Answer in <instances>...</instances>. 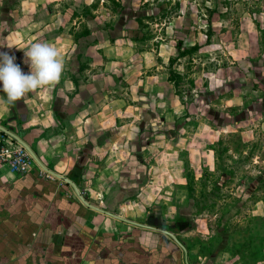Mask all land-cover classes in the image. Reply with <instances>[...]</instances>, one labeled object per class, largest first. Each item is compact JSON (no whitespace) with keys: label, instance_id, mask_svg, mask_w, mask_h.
<instances>
[{"label":"crops","instance_id":"1","mask_svg":"<svg viewBox=\"0 0 264 264\" xmlns=\"http://www.w3.org/2000/svg\"><path fill=\"white\" fill-rule=\"evenodd\" d=\"M88 3L0 0V51L15 55L26 73L24 52L33 43L48 42L64 58L55 86L29 93L11 106L0 104V124L19 135L47 167L74 178L79 190L92 181L103 186L98 164L89 163V157L105 154L104 145L109 147L104 163L114 165L120 124L133 139L146 136L149 123H158L164 129L159 136H168L167 124L179 121L184 111L185 90L180 89L185 85L193 93L191 112L200 115L202 105L199 124H209L204 130L209 144L214 119L227 121L230 115L224 111L246 113L249 97L257 96L264 115V5L258 12L244 7L232 22L207 19L209 33L195 21L193 5L190 20L184 19L180 5L173 21H147L150 27L163 26L166 35L147 33L153 44L136 49L143 32L129 19L121 20L113 3ZM100 5L111 7L108 20L96 14ZM126 9L131 7L122 11ZM228 9L216 6L212 14L220 18ZM169 33L173 39H167ZM171 58L176 59L170 64ZM199 78L203 82L198 87ZM215 93L222 94L219 103L211 99ZM259 123L264 133V118ZM210 152L192 154L193 166L200 167V155L209 158ZM97 196V191L91 193L90 203L101 207ZM167 239L86 207L70 185L43 177L36 168L22 176L0 169V264H184L181 250L171 255L173 248L163 243Z\"/></svg>","mask_w":264,"mask_h":264},{"label":"rangeland","instance_id":"2","mask_svg":"<svg viewBox=\"0 0 264 264\" xmlns=\"http://www.w3.org/2000/svg\"><path fill=\"white\" fill-rule=\"evenodd\" d=\"M87 1L88 4L108 1L109 6L112 3L110 0ZM119 3L120 7L113 10L121 20L129 19L136 30L143 32L135 41L136 49H142L144 45L153 44L147 33L156 30L159 35L162 32L163 36L166 35L163 26L150 27L147 21L156 20L158 24L159 21H173L180 5L184 19L188 20L193 5L195 21L204 23L201 30L209 33L211 24L207 25V19L232 22L238 19L244 7L248 6L253 12L261 10L264 0H119ZM221 5L229 9L218 18L212 12ZM100 6L102 8H97L96 14L100 13L108 20L111 7ZM124 6L131 9L122 11ZM87 12L92 10L88 7ZM169 35L167 39L172 38V34ZM202 54L201 49L198 51L201 60ZM202 82L197 79L198 87ZM205 85L204 82L201 90ZM188 87L185 85L180 89L181 92L185 90L184 111L179 121L167 124L168 136H159V131L164 129L158 123H149L145 128L148 134L133 139L130 133H124L126 126L122 125L125 124H120L121 132L116 133L120 136L115 138L119 145L114 150L119 151L114 154V165L104 163L109 148L104 145L101 149L105 154L89 157V163L98 164L97 173L103 186L90 182L89 176L90 183L81 184L80 190L89 202L94 200L90 194L97 191V203L102 208H109L139 223L163 225L174 231L188 249L189 263L190 260L194 264L264 261V133L259 123L264 115L260 113L257 96L249 97L245 103L246 113L230 110L224 111L230 115L227 121L215 118L218 121L210 130L214 141L209 144L204 139V130L209 124H199L204 118L202 105L198 111L200 115L191 112L189 103L193 100V93L186 91ZM221 95L213 94L212 101L219 103ZM252 102L255 105L251 106ZM199 149L211 150L210 157L200 155L203 159L201 166L195 167L191 157L197 155ZM166 237L168 242H173Z\"/></svg>","mask_w":264,"mask_h":264},{"label":"clouds","instance_id":"3","mask_svg":"<svg viewBox=\"0 0 264 264\" xmlns=\"http://www.w3.org/2000/svg\"><path fill=\"white\" fill-rule=\"evenodd\" d=\"M23 62L29 67L27 73L16 63L15 55L0 51V93L4 94L0 97V104L5 107L14 105L38 89L55 86L64 71L63 56L48 42L31 44L24 52Z\"/></svg>","mask_w":264,"mask_h":264},{"label":"water","instance_id":"4","mask_svg":"<svg viewBox=\"0 0 264 264\" xmlns=\"http://www.w3.org/2000/svg\"><path fill=\"white\" fill-rule=\"evenodd\" d=\"M0 131L3 132L4 134L8 135L11 137V139L19 144H21L30 154V156L32 157V159L36 162V164L39 166V168H41L43 171H45L47 174L51 175L53 178H56L57 180H61L63 181L65 184L70 185L71 188L73 189L74 194L77 196V198L80 200V202L85 205L88 208H91L93 210L105 213L117 220L132 224L134 226H138L141 228H146V229H150V230H155L158 232H161L163 234H165L166 236H169L171 238V240L179 247L181 248L182 252H183V259H184V264H189L188 262V256H187V249L185 247V245L183 244V242L181 240H179V238L175 235V232L172 230H167V229H163V228H159L156 226H152V225H148V224H143V223H139L136 221H133L131 219L125 218L119 214H117L116 212H112L109 210H106L104 208H101L99 206H96L92 203H90L88 200H86V198L81 194L78 186H77V182L74 180V178H72L71 176H63L62 174L50 169L49 167H47L36 155L35 151L23 140L19 137V135H17L16 133H14L12 130H10L9 128L3 126L0 124Z\"/></svg>","mask_w":264,"mask_h":264},{"label":"built area","instance_id":"5","mask_svg":"<svg viewBox=\"0 0 264 264\" xmlns=\"http://www.w3.org/2000/svg\"><path fill=\"white\" fill-rule=\"evenodd\" d=\"M2 168L16 176H22L36 168L40 175L52 177L36 166V162L21 144L0 131V169Z\"/></svg>","mask_w":264,"mask_h":264},{"label":"trees","instance_id":"6","mask_svg":"<svg viewBox=\"0 0 264 264\" xmlns=\"http://www.w3.org/2000/svg\"><path fill=\"white\" fill-rule=\"evenodd\" d=\"M112 3H113V5L114 6H116V7H120V3L119 2H117L116 0H110ZM90 14V13H89ZM91 15V14H90ZM192 49V48H191ZM183 52L184 51H180L179 52V55H183ZM175 59L176 58H171L170 59V64L173 62V61H175ZM171 73H174V72H171ZM67 185V184H66ZM161 228H163V229H168L167 227H165V226H163V225H161L160 226ZM180 240V239H179ZM164 244H166V243H168L169 245H170V248L172 247L173 249H171L172 250V252H171V255L173 254V253H176V252H178L179 253V248L173 243V242H168V239L167 240H164V242H163ZM186 247V246H185ZM187 249V248H186ZM187 253H188V249H187ZM188 255V254H187ZM173 257V256H172Z\"/></svg>","mask_w":264,"mask_h":264},{"label":"flooded vegetation","instance_id":"7","mask_svg":"<svg viewBox=\"0 0 264 264\" xmlns=\"http://www.w3.org/2000/svg\"><path fill=\"white\" fill-rule=\"evenodd\" d=\"M156 227H157V226H156ZM159 228H160V226H159ZM153 231H155V230H153ZM155 232H158V231H155ZM158 233L162 234L163 236H166L165 234H163V233H161V232H158Z\"/></svg>","mask_w":264,"mask_h":264}]
</instances>
